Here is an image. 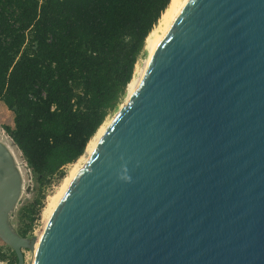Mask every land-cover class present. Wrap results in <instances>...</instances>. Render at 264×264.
<instances>
[{
    "label": "water",
    "instance_id": "obj_1",
    "mask_svg": "<svg viewBox=\"0 0 264 264\" xmlns=\"http://www.w3.org/2000/svg\"><path fill=\"white\" fill-rule=\"evenodd\" d=\"M31 264H264V0H187ZM0 141V239L21 191Z\"/></svg>",
    "mask_w": 264,
    "mask_h": 264
},
{
    "label": "trees",
    "instance_id": "obj_2",
    "mask_svg": "<svg viewBox=\"0 0 264 264\" xmlns=\"http://www.w3.org/2000/svg\"><path fill=\"white\" fill-rule=\"evenodd\" d=\"M168 3L0 0V101L13 115V125L2 127L40 185L65 176L64 166L121 102ZM41 198L24 209L21 236L37 219Z\"/></svg>",
    "mask_w": 264,
    "mask_h": 264
},
{
    "label": "rangeland",
    "instance_id": "obj_3",
    "mask_svg": "<svg viewBox=\"0 0 264 264\" xmlns=\"http://www.w3.org/2000/svg\"><path fill=\"white\" fill-rule=\"evenodd\" d=\"M157 23V22H156ZM148 57V49L145 46L144 43V50L143 53L138 57L135 67L133 76L135 74V69L140 68L144 62L146 61ZM132 76V77H133ZM127 87L124 97L121 99V102L117 105L116 109L114 111H111L106 118L104 119L102 124H105L108 120H110L114 113L118 110L120 105L125 101L126 95H127ZM13 115L12 113L5 107L2 101H0V139H2V143L4 144H12L13 141L10 139L9 135L6 133V131L3 129V125H13ZM7 140V141H6ZM12 141V142H11ZM15 148L16 145L12 144ZM17 156L21 157L18 158ZM16 157L19 160L21 164V170H22V180H21V191L20 194L14 204V208L9 214L8 223L11 226V228L19 233L20 230L24 229L26 226L27 221L25 219H22V213L24 209L34 201V199L38 197H42L41 199V209L39 211V215L37 216V219L32 224L31 230H29L24 237L28 239H33L34 241L38 238L40 235L44 225H45V218L43 215V211L45 210L46 206L48 205L49 201L51 200L52 196L55 195L58 190L60 189V186L64 180V177H66L72 168L78 167L80 164L83 163L85 160L84 152L81 154V156L73 163L67 164L64 166V177L59 179L58 181H51L49 185H40V182L37 181V177L32 172V170L28 167L24 157L22 156L21 152H16ZM23 165V166H22ZM21 172V171H20ZM0 251L5 254L4 258H0V264H10V260L13 257L12 249L4 243L0 239ZM23 255H24V264H30L32 259V250L28 248H23ZM8 258V260H7ZM12 264H15L13 262Z\"/></svg>",
    "mask_w": 264,
    "mask_h": 264
},
{
    "label": "bare ground",
    "instance_id": "obj_4",
    "mask_svg": "<svg viewBox=\"0 0 264 264\" xmlns=\"http://www.w3.org/2000/svg\"><path fill=\"white\" fill-rule=\"evenodd\" d=\"M186 1L187 0H169V3L167 5V7L161 13L159 19L157 20V23L154 25V27L150 30V32L148 33V35L145 38V46L148 49V57L150 56V54L152 53L153 49L157 45L158 41L161 39V37L164 35V33L167 31V29L171 25L172 19L175 16V14L179 11V9L184 5V3ZM147 59H146V61L144 62V64L140 68H136L135 69L134 76L131 78V80L127 84L128 93H127L126 96H128V94L131 93L132 90L137 85V83H138V81L140 79V76H141V74H142V72L144 70V67H145V65L147 63ZM125 101H126V99H125ZM125 101L120 105V107H122L125 104ZM113 117L110 120H108L105 124H101L98 127V129L96 130L95 134L87 142L86 147L84 149L85 160L92 153V151L94 150L98 140L100 139L101 135L106 130V128L108 127V125L111 122V120L113 119ZM0 141L2 142L3 140L0 139ZM12 144H5V145L11 151L13 159H14V162L16 164V167H17V169H18V171H19V173L21 175V173H22L21 168L22 167H21V164H20L19 160L17 159V157L18 158H21V157H19V156L16 157V152L17 151L20 152V150L17 147L15 148ZM84 161H83V163H84ZM83 163L80 164L78 167L72 168L70 173L66 177H64V180H63V182H62V184L60 186V189L58 190V192L55 195L52 196L51 200L49 201L48 205L46 206L45 210L43 211L45 222L48 220V218L50 217V215L53 212L54 208L56 207V205L60 201L61 197L64 195V193L68 189L69 185L74 180L75 176L77 175V173L79 172V170L83 166ZM21 179H22V175H21ZM39 237H40V235L34 241L32 254L35 251V248L37 246ZM30 264H31V262H30Z\"/></svg>",
    "mask_w": 264,
    "mask_h": 264
}]
</instances>
